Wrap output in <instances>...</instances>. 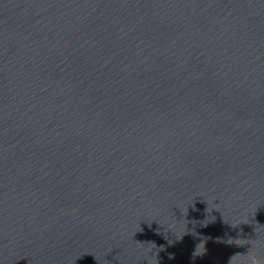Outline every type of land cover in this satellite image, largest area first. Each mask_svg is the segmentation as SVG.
I'll return each mask as SVG.
<instances>
[{"label":"water","instance_id":"obj_1","mask_svg":"<svg viewBox=\"0 0 264 264\" xmlns=\"http://www.w3.org/2000/svg\"><path fill=\"white\" fill-rule=\"evenodd\" d=\"M264 261V0H0V264Z\"/></svg>","mask_w":264,"mask_h":264},{"label":"clouds","instance_id":"obj_2","mask_svg":"<svg viewBox=\"0 0 264 264\" xmlns=\"http://www.w3.org/2000/svg\"><path fill=\"white\" fill-rule=\"evenodd\" d=\"M232 259L233 257L230 260V264H232ZM247 264H264V261H261L255 254H249Z\"/></svg>","mask_w":264,"mask_h":264}]
</instances>
